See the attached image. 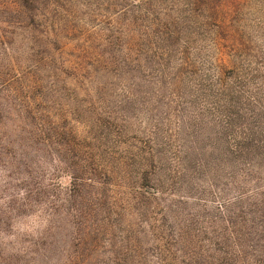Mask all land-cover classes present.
<instances>
[{
  "label": "rangeland",
  "instance_id": "obj_1",
  "mask_svg": "<svg viewBox=\"0 0 264 264\" xmlns=\"http://www.w3.org/2000/svg\"><path fill=\"white\" fill-rule=\"evenodd\" d=\"M233 1L234 46L257 71L247 99L260 104L237 100L226 129L195 88L200 63L175 70L177 60L159 65L144 50L131 57L121 41L109 44L122 14L107 15L104 0H37L34 23L18 16L17 0H0V264H264V162L253 164L264 161V0ZM41 13L62 24L47 30ZM45 123L88 138L73 140L104 166L132 162L121 160L128 151L155 158L148 193L135 166L129 178H106L109 205L88 203L81 219V259L70 258L81 203L71 160L29 133ZM247 129L244 149H230ZM144 206L154 220L137 214Z\"/></svg>",
  "mask_w": 264,
  "mask_h": 264
},
{
  "label": "trees",
  "instance_id": "obj_2",
  "mask_svg": "<svg viewBox=\"0 0 264 264\" xmlns=\"http://www.w3.org/2000/svg\"><path fill=\"white\" fill-rule=\"evenodd\" d=\"M105 3H99V7L102 11L108 14L119 11L121 16L114 20L112 29H109L111 33L109 44H113L114 40L121 41L123 50L128 51L127 55L131 54V57H138L141 51L144 50L156 60L159 65L160 61H173L177 60L178 69H196L195 64L200 63L202 69L200 76V83L194 80L192 86H196L197 93L200 94L205 101L206 105H210L214 110L219 112L222 119L225 120L226 126L224 128H233L235 118L239 115L234 108L237 106V100L244 103L247 101L259 102L257 95H248V88L255 84V69L252 68L254 62L249 59L240 57L239 53V38L240 33L233 30V15L232 6L233 0H104ZM17 6V14L21 18L29 19L33 23L36 21L35 8L37 0H17L15 3ZM59 2L55 3V6L59 7ZM232 7V8H231ZM50 11V10H49ZM48 9L45 12H49ZM51 14V13H50ZM53 14V12H52ZM45 20L43 24L44 28L50 30L58 25H61V20L56 18H50L49 13H41ZM26 16V17H25ZM232 21V22H231ZM52 31V30H51ZM54 37L60 41L62 38L61 32H57L55 29ZM57 32V33H56ZM238 43V45H235ZM231 47V54L228 52V48ZM244 59V60H243ZM140 61V59H138ZM240 63H245L240 66ZM229 68V70L227 69ZM264 69V67H262ZM230 72L229 75L226 73ZM200 74L196 72V78ZM258 94V93H257ZM253 99V100H249ZM260 104V102H259ZM157 128V126H156ZM247 134L242 133L241 141L229 140L226 144L232 147L243 150L245 144L251 139V129H247ZM33 137L32 142L35 143L37 138L46 143L50 151L55 150V146L59 145L65 155L70 161V168L73 170L71 176L75 181V186L80 190L78 206L72 210L75 225L77 226V235L74 238L75 255L74 259L84 258L85 252L83 247L85 245V234L82 235V229L88 214V203L94 205L108 206L109 194L108 183L106 178H113L111 176L124 171L128 174L132 172L133 166L138 169V180L140 186L138 190H142V193H148L144 190L143 182L148 179L147 171L155 164L154 155L151 151L148 153H131L127 149L125 157L132 162H126L123 160L120 167L116 166H104L100 164L99 155L95 152L94 148L90 145L85 148L89 139L84 137H78L75 132H68L66 129L56 127L50 123H45L40 126L36 124L31 125V131L29 132ZM36 138V139H35ZM83 141L78 144L75 140ZM63 141V143H59ZM234 143V145H232ZM75 145V148L72 146ZM80 152V155L73 154ZM55 152V151H54ZM146 152V151H145ZM117 155V153H115ZM75 155V156H74ZM74 160V161H73ZM76 163H73L75 162ZM253 162L254 167H257V163ZM112 172V174H110ZM104 177V178H103ZM133 177V175H132ZM111 183V182H110ZM112 184V183H111ZM93 189L91 193H88V188ZM89 188V189H90ZM82 192H85L83 194ZM113 192V191H111ZM88 197L86 198L87 194ZM142 196V195H141ZM134 198H138L137 196ZM139 199V198H138ZM132 203H128L131 208L139 204L136 199L129 200ZM135 206V207H136ZM155 209V208H154ZM154 209L144 206L137 210V214L141 217L148 216L153 219L152 214ZM77 220V224H76ZM154 220V219H153ZM232 224V222L227 221ZM237 230L236 225H234ZM154 229V228H153ZM156 229V228H155ZM238 232V230H237ZM79 235V236H78ZM182 237V234L180 235ZM77 240V241H76ZM73 259L71 260V262Z\"/></svg>",
  "mask_w": 264,
  "mask_h": 264
}]
</instances>
